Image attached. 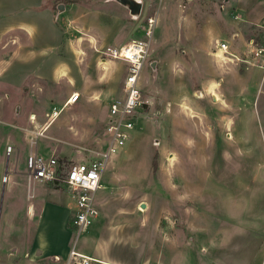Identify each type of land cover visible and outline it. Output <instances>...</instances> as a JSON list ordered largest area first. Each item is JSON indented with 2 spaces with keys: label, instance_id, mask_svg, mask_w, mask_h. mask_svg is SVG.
<instances>
[{
  "label": "rangeland",
  "instance_id": "374dc122",
  "mask_svg": "<svg viewBox=\"0 0 264 264\" xmlns=\"http://www.w3.org/2000/svg\"><path fill=\"white\" fill-rule=\"evenodd\" d=\"M139 1L131 13L119 0H0V58L18 60L15 77L0 78V151L15 146L22 177L30 149L67 164L102 157L107 107L127 71L103 49L150 40L142 106L106 160L97 218L77 235L62 182L26 178L12 189L1 172L0 264H66L71 249L124 264H260L264 69L245 60L250 40L264 47V17L246 22L235 0ZM23 21L26 31L8 29ZM233 29L239 59L214 56ZM57 199L68 215L49 229Z\"/></svg>",
  "mask_w": 264,
  "mask_h": 264
},
{
  "label": "built area",
  "instance_id": "2783aa9c",
  "mask_svg": "<svg viewBox=\"0 0 264 264\" xmlns=\"http://www.w3.org/2000/svg\"><path fill=\"white\" fill-rule=\"evenodd\" d=\"M232 42L233 38L219 42L214 47V56L223 58L228 57L229 54L239 59L237 55L229 51ZM249 47H251L250 58L245 61L264 69V47L254 43V40H250ZM104 48V54L127 65L122 84V96L109 102L107 107L105 131L108 136V145L106 152L101 155V158L92 157L87 161L67 164V162L60 163L52 155L46 157L30 149L24 161L25 176L28 180L62 182L65 185L74 201V210L69 224L77 235L86 230L99 215L95 193L103 186L102 175L106 160L125 144L130 137V132L134 129V119L143 102L140 78L148 56L150 40L147 38L134 39L118 46L107 45ZM77 100L78 93H71L65 105H72ZM11 150L12 147L7 146V153ZM91 262L93 260L90 257L73 249L70 250L66 259V264H90Z\"/></svg>",
  "mask_w": 264,
  "mask_h": 264
},
{
  "label": "crops",
  "instance_id": "0c3cea01",
  "mask_svg": "<svg viewBox=\"0 0 264 264\" xmlns=\"http://www.w3.org/2000/svg\"><path fill=\"white\" fill-rule=\"evenodd\" d=\"M1 5V3H0ZM235 5H236V9L241 11L243 18L246 22H250V23H258L260 21V19H262L264 17V0H257V1H253V0H235ZM26 9V8H25ZM31 11V10H30ZM33 12V10L31 11ZM28 19V18H27ZM26 20V19H25ZM24 25H15V24H10L8 29H12V28H17L20 27L21 29H23L24 31H26L27 28H29L28 26L31 25L30 22L27 21H23L21 22V24ZM233 33L231 35V32L229 33V36H227V41L233 38V44H239L240 41H243L242 35L241 33L236 30L233 29ZM0 32H2L1 30V26H0ZM3 57L0 58V78L3 77H10L11 75H13V77H15L16 74V67L11 65L13 62L18 60L16 58L10 57L9 60L2 59ZM4 60V61H3ZM2 62H6V63H2ZM5 68V69H4ZM15 83V82H14ZM9 137V142H11L12 144H15L16 139L14 138V136L11 134V136ZM11 147L13 145H10ZM13 151V152H12ZM15 151V146H13L12 150L10 151V153H7L5 150L4 153V149H2L0 151V173H4L6 175V181L5 184L6 185H11L9 186L10 188H15L17 186V188H19V185H21L22 183H24L26 180V177H22L19 175V171H18V162H19V156L20 155H16ZM27 154V153H26ZM6 157L4 158V163L2 165V158L3 156ZM25 156L23 155V157H21V160L23 162L24 165V161H25ZM21 174L25 175V165L23 166L22 172ZM32 188H34V195L35 193L39 192V187L41 184H37V183H33L30 184ZM67 192V191H66ZM60 195V194H59ZM30 200L29 203L26 206V212H27V207H29L30 205ZM49 206L47 207V212L48 214L46 215L47 218V225L49 229H52L54 227V224L56 225V222L61 224L65 221L66 215H68V209L67 208H61L60 209V200L57 199V202H51L48 204ZM74 210V209H71ZM58 211V212H57ZM82 253V252H81ZM85 254V253H83ZM88 255V254H86ZM91 257V255H90ZM94 257V256H92ZM96 259V258H95ZM96 261V262H95ZM95 261L91 262L90 264H124L123 262H119V261H112V260H102V259H96ZM260 264H264V255L260 261Z\"/></svg>",
  "mask_w": 264,
  "mask_h": 264
},
{
  "label": "water",
  "instance_id": "95a60500",
  "mask_svg": "<svg viewBox=\"0 0 264 264\" xmlns=\"http://www.w3.org/2000/svg\"><path fill=\"white\" fill-rule=\"evenodd\" d=\"M121 3H123L126 7L129 8L131 13H137L140 10L141 2L139 0H119ZM58 11H61L64 9V4H58ZM154 63V62H153ZM141 207H145V204L142 203Z\"/></svg>",
  "mask_w": 264,
  "mask_h": 264
},
{
  "label": "bare ground",
  "instance_id": "6f19581e",
  "mask_svg": "<svg viewBox=\"0 0 264 264\" xmlns=\"http://www.w3.org/2000/svg\"><path fill=\"white\" fill-rule=\"evenodd\" d=\"M136 1H137V0H136ZM55 114H57V113H55ZM55 116H56V115H55ZM52 118H54V117H52ZM52 118H51V119H52ZM52 120H53V119H52ZM52 120H51V121H52ZM81 254H82V253H81ZM83 255H84V254H83ZM84 256H87V255H84ZM88 257H90V256H88ZM90 258L94 261V258H92V257H90Z\"/></svg>",
  "mask_w": 264,
  "mask_h": 264
},
{
  "label": "trees",
  "instance_id": "16d2710c",
  "mask_svg": "<svg viewBox=\"0 0 264 264\" xmlns=\"http://www.w3.org/2000/svg\"><path fill=\"white\" fill-rule=\"evenodd\" d=\"M64 185V184H63ZM59 187V186H58Z\"/></svg>",
  "mask_w": 264,
  "mask_h": 264
}]
</instances>
